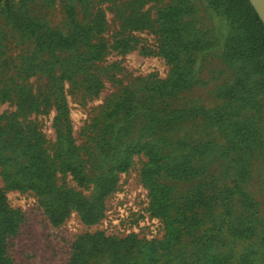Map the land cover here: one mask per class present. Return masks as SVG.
Segmentation results:
<instances>
[{"label":"rangeland","instance_id":"374dc122","mask_svg":"<svg viewBox=\"0 0 264 264\" xmlns=\"http://www.w3.org/2000/svg\"><path fill=\"white\" fill-rule=\"evenodd\" d=\"M171 6L181 15L165 40L160 12ZM252 9L264 25L252 0H0V90L11 89L0 93V188L19 217L6 240L13 264H70L84 234L94 238L86 264H119L130 248L137 264H264V40ZM23 14L64 34L93 25L92 42L108 48L93 60L84 44H41L20 28ZM130 93L139 108L118 109ZM68 128L77 175L59 151ZM127 155L92 223L68 208L55 224L45 196L8 187L7 173L36 163L54 204L92 202ZM153 186L168 193L166 217L154 214Z\"/></svg>","mask_w":264,"mask_h":264},{"label":"trees","instance_id":"16d2710c","mask_svg":"<svg viewBox=\"0 0 264 264\" xmlns=\"http://www.w3.org/2000/svg\"><path fill=\"white\" fill-rule=\"evenodd\" d=\"M252 10L253 21L256 22L259 26L264 40V25L261 19L258 17L257 13L254 11V9ZM180 15L181 10L177 6H171L160 12V32L165 40H173L177 37V19L178 17H180ZM21 18H23V24L22 26L21 24H19L20 28H23L24 31H27L32 35H36L40 39L41 44H52L63 49H73L79 44H84L87 47L89 54L91 55V59L93 60H98L103 57L106 48H108L105 42H92L93 36L91 37L92 33H90V29H94L93 25H86L84 26V28L80 27L74 32L64 34L61 30L49 28L44 23H41L26 14H23ZM174 56V54H166V57H168L170 60H172ZM95 80H93L92 82L94 83L93 87L96 88L98 80L96 78ZM146 86L152 87L154 85L146 84ZM255 86L256 89L260 88V82H258ZM153 88L154 90L160 88L162 89V87L159 85H155ZM0 93L2 94V97L4 99H7L11 95V89L3 88L0 90ZM116 106H118V103ZM122 107H124L122 111L126 109L128 112H131L132 110L136 111L139 108L138 104L134 100V93H130L127 95V97L124 96L120 100L118 109ZM150 109L152 108L150 107ZM65 133L66 137L62 138L59 143L64 148L61 149L60 147L59 151L60 153H63V155L61 154L62 160L64 162L63 164L66 165L74 174L77 175L78 171L75 170L72 166V164L75 163L72 162L73 160L71 161L73 155H71L70 150L72 149L71 146L73 144L70 140V128H68ZM141 146L142 144L136 143L134 148L138 149ZM154 154L155 153H152V155ZM8 160L9 159L5 156L0 155V164H3ZM156 160L154 161L156 162ZM23 165V171L18 177H14L13 175L7 173L10 178V181L8 183L9 188H16L20 190L33 189L38 192V194H40L41 196H45L44 201L46 211L49 214L50 220L55 224L62 222L67 217V214L69 210H71V208L78 209L80 211V214H82V218L84 219V221L92 223L102 215L103 199L110 191L115 188L117 181L115 173L117 171H126L130 167L131 155H127L121 158L114 165V167L109 170L108 173L110 174L102 177L100 181V186L97 187V192L94 201L92 202L77 200L69 196L71 197V199L64 197L62 198L60 204H54L52 200L49 199L47 195H45L48 191L51 190V185L49 182L50 177L47 178L43 175V171L45 169H41L40 171L37 170L40 165H37L36 163L29 164L28 162H24ZM151 169L152 166L149 167L147 172H151ZM151 174L152 173H145V182H150L149 175ZM150 191L152 197L151 203L154 214L166 217V215H168L170 211L169 199L167 198L168 193L165 190V186H153ZM18 221L19 217L17 213L9 208L6 194L4 190L0 188V264H13V261L7 252L6 240L10 235L16 233ZM236 231L238 230L236 229ZM96 235L104 241L113 239L105 237L102 233ZM93 239V236H90L89 234H84L78 239V241L75 243V251L70 264H86L85 259L87 258L86 256H88V253L86 251V243ZM147 245L150 247H154L155 249L159 248V245L155 242L148 243ZM134 250V248H130L124 254L118 252V257L116 261L119 264H135L136 262H134L133 260Z\"/></svg>","mask_w":264,"mask_h":264},{"label":"water","instance_id":"95a60500","mask_svg":"<svg viewBox=\"0 0 264 264\" xmlns=\"http://www.w3.org/2000/svg\"><path fill=\"white\" fill-rule=\"evenodd\" d=\"M264 21V0H252Z\"/></svg>","mask_w":264,"mask_h":264}]
</instances>
